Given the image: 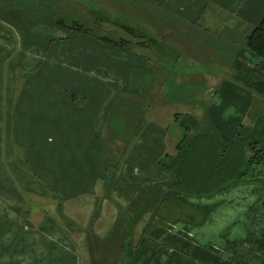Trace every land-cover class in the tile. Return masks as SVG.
I'll return each mask as SVG.
<instances>
[{"label":"crops","instance_id":"0c3cea01","mask_svg":"<svg viewBox=\"0 0 264 264\" xmlns=\"http://www.w3.org/2000/svg\"><path fill=\"white\" fill-rule=\"evenodd\" d=\"M145 12H151L149 19L168 16L167 27H195L199 45L189 58L213 62L215 41L226 53L225 80L218 89L209 86L197 96L207 106L195 101L188 104L192 109L173 110L166 119L181 130L176 115H192L200 120L198 132L213 131V136L228 140L237 137L245 146L246 137L261 128L251 142L264 148V96L234 79L238 72L251 70L264 81V59L244 44L245 34L264 15V0H0V102H5V109H0V157L5 156L0 188L16 191L18 202L24 204L0 205L3 223L11 218L10 227L0 229V264H124V215L104 191L107 172L114 170L109 164L118 162L113 149L126 141L123 153L129 148L118 162L110 193L129 208L150 205L135 250L143 247L147 252L150 239L155 246H166L172 256L166 264H264V170L259 177L231 181L207 196L154 187L174 179L159 165L160 159L165 163L168 158L162 130L169 131L171 124L139 123L147 112L138 110L139 98L148 91L154 72L143 52L147 42H137V48L116 47L114 52L95 37L66 27L92 26L94 36L117 38L132 26L150 36L136 22ZM150 27H155L153 21ZM6 129L18 132L4 154ZM25 157L30 172L18 164ZM61 160L70 166L57 174ZM67 171V183L56 190L61 205L46 200L51 205L37 208L26 202L44 195L51 199L45 192L59 178L65 180ZM258 224L261 228L256 230Z\"/></svg>","mask_w":264,"mask_h":264},{"label":"rangeland","instance_id":"374dc122","mask_svg":"<svg viewBox=\"0 0 264 264\" xmlns=\"http://www.w3.org/2000/svg\"><path fill=\"white\" fill-rule=\"evenodd\" d=\"M150 15H151V12H145L144 14H138L136 16L137 25L142 26L148 32H150L149 33L150 36L143 33L145 38L148 39L146 41L147 46L145 47V50L143 52L146 56H148L150 58V61L148 64L150 69L153 68V70H154V72L151 76L152 80L150 81V87H148V91L145 93V95L142 98H139V101L141 102V104H140V107L138 110L147 111L146 113H142V118H146V119L144 121H142L139 118V123H140V125L142 124L143 126H145L146 124H148L150 122H154L157 124H162V123L166 124V122H167V124L169 126L171 124L170 130L166 131V132L164 130H162V133L164 134V137H165V143L168 141V147H167L168 150L166 153L168 155V158L165 159L167 161L166 164L169 166H173L174 161H175L174 159H176V157L179 153L177 146L173 147V145L175 143L177 144L179 141H181L182 135H183V128L180 130L178 126L176 127L173 124L174 122L170 121V119H166L165 115L169 114L171 116V112L173 110H176V109L181 110V111L187 110V109H192L193 106H188V104L193 105V104H195V101L203 102L207 106L206 101L204 99L198 98L197 96H199L201 93H204L206 88L209 86H213L216 89H218L219 86L221 85V80H225V77H223V76H225L224 73L227 72V67L224 65L225 63H224L223 57L226 56V53H225V50L218 48V46H217L218 41H215V42H213L212 48H211V52H212L211 59L213 62H211V63L207 62V61L201 62V63L197 62V61H195L194 58H189V53L194 52V50H193L194 45H196V44H197V46L199 45L197 42V30L194 29L195 27L194 26H193V28L184 27L183 25L177 24V23H175L173 25V27H171V26L167 27V26H165V23L169 19L168 16L158 17V15H154L153 17H151V19H149ZM151 21L154 22L155 27L149 28V23ZM75 24H78V23H75ZM158 24L160 26H158ZM110 26L113 27L112 24H110V25L106 24V28H110ZM87 28L90 31H95L94 28H96V27L88 26ZM167 31H170V33H166ZM175 31H176V33H175ZM207 31L211 32L212 36H219L217 33H214L211 29H207ZM144 32H146V31H144ZM247 34H245V37L247 36ZM89 35L94 37V35H92L91 33ZM95 35H97V34H95ZM121 36L128 39V41H129L128 46L131 48H137V46H135V44L137 42L142 41V37L135 38L133 40L132 36H130L129 33H127V32L122 34ZM245 37H244V44H245ZM141 44H144V42H142ZM110 46L114 47V48H113V50H109V51L116 52L115 48L118 46H112V45H110ZM121 46L123 47V45H121ZM203 46L207 47V45H205V44ZM140 47H142V46H140ZM247 71H248L247 76L250 79H252L253 74L251 73V70H247ZM258 72H260V71H258ZM29 83H30L29 89L32 90L33 86H34L33 80H31ZM244 89H246V88H244ZM234 90L236 91V89H234ZM238 90H240V89H238ZM179 96H182L183 98L180 99ZM175 101H179V102H175ZM164 102L169 103V104H173L171 106H167L169 108L164 107V108H166L165 110L168 111L169 113H165V110H163L164 108H161L160 110H156L155 108L150 109V107H151L150 105H156V104H160V103H164ZM174 103H180V104L183 103V104L176 105ZM197 104H199V103H197ZM1 108L5 109V102L4 101L0 102V109ZM161 112H163V114H161ZM22 115H20L19 121L23 120ZM257 115H259V114H257ZM188 117L189 116H187V115H179V116H177V120H180V122H182L183 119L186 120ZM261 120L264 122V118H261ZM0 121H3L1 114H0ZM245 121L247 122V118H245ZM262 121H260L259 123H261ZM26 122H27V120H26ZM188 123H189V121H188ZM199 123H200V120H199ZM167 124H166V127H168ZM178 125H180V124L178 123ZM182 125L184 126V124H182ZM234 125H235V123L231 124V127ZM256 126H257V124H256ZM158 127L160 129H164L162 126L161 127L158 126ZM260 129L261 128H259V130ZM259 130L254 131V132L252 131L246 137V140H245L246 146L245 145L243 146L245 150H246L249 142H251L252 139L255 138L254 134L259 133ZM219 131H221L222 135L225 134V132L223 130L219 129ZM17 132H18V130L15 131L13 129H6V135H5V131L3 130V138H5L4 139L5 148L3 149L4 154H7L8 148L10 147V141L12 142L13 139H15V134ZM35 132H37V131H35ZM127 133H128V135L132 134V130H127ZM201 133H205L206 135H208V136L201 137V139L204 140L205 142H207L209 147H210V145H212V143H214V142L216 143L215 144L216 145L215 151H217V154L221 155V153H222L221 152V146L218 143L221 141L227 142L228 139L227 138L223 139V138L213 136V131L211 133H206V132H202V130H201ZM189 134H190V136L185 135L183 137L182 141H184L185 144L180 142V148L183 151L190 150V152H192V158H190V161L193 160V158H194L195 161L193 163L195 164L197 162V158H200L202 153L205 150H207L209 147L207 148L205 146L207 144L197 145V142L193 143L192 138H193L195 133H192V134L189 133ZM238 135L239 134H237V136ZM259 135H260V133H259ZM105 136H107V135H105ZM263 136H264V134H263ZM134 137H135V135H134ZM213 137H215V138H213ZM135 138L132 140V142L135 141ZM235 138L237 139V137H235ZM201 139H200V141H201ZM126 142H124V144L121 147H117V148L113 149L114 158L119 162L121 161L122 153H123V147L125 146ZM209 143H211V144H209ZM164 146L166 147V145H164ZM160 148H161V146H160ZM18 149L19 148L17 147V150ZM245 150H244V152H245ZM248 153L250 154V152H248ZM179 154L182 155V153H179ZM246 156L248 157L247 154H246ZM4 158H5L4 155H2V157H0V163L1 164H2V160ZM25 159H26V157L24 158V160L19 159L18 164L20 165L21 161L25 162ZM124 159H125V157H124ZM15 160H16V158H15ZM68 162L61 160L59 163V166H58V169H59L58 171H60V173H58V172H56V173L57 174L65 173V172H63V170L64 171L68 170L69 166H70L69 165L70 163H68ZM25 164H26V162H25ZM220 164L223 167L227 166V164H228L227 158L225 159V161H223ZM244 165L246 167V164H244ZM253 165L254 164H252L250 167H252ZM109 166H110V164H109ZM241 167L242 166L238 167L237 170H241L242 169ZM260 167L264 170V165L259 166V167H258V165H255V168H257V169ZM175 168H176V166H175ZM203 171H204V169L201 170L199 172V174H202ZM230 171H232V170H230ZM192 175H196V173L192 172ZM36 178L38 181H40V183L45 184V182L40 177L36 176ZM68 178L69 177H68V171H67L65 180H63V178H59L57 180V184L55 186H53V188H51L45 192V193H47V195L51 196V199L46 198L45 195L43 194L44 196H41L40 198L39 197L38 198H26L27 199L26 202L29 205H37L36 206L37 208H39L40 205H51L49 202H46V200H50L52 205L55 204L54 203L55 201H58V203H56V204L61 205V203L59 201L60 198L58 196L59 193L56 190L59 189L61 183L66 184L67 183L66 181L68 180ZM184 185L186 187L190 188L191 191H195V190H198L200 188L198 182L195 180L190 182V186H189V182L186 179ZM225 185L226 184H224V186ZM177 188L181 189L179 187H177ZM13 190H15V189L13 188ZM50 191L53 192V194ZM14 193H16V191L9 192L5 189L0 188V205H24L23 203L18 202L17 196L14 195ZM210 194H212V193H210ZM207 195L208 194L200 195V196H207ZM138 207H139V205H135V207H131L130 208L131 212H129V214H127L126 212L123 213L124 219H123L121 225L123 226L124 231L122 233V235H123V248H122L121 253H122V255H124V257H123V261H125L124 264H166L169 261V259L172 258V256H170V254L166 253V251H167V249H165L166 246H164V247L163 246H155L156 243L154 241L148 239V243L150 244V247H149V250L147 252L144 251L143 247H141L139 249L136 248L137 250H135V243L137 241L135 238L137 237V235H139V232L143 228V227H141V224L144 222L147 215L151 212V211L146 212V210L143 211V209H142L143 205H141L139 208ZM1 208L2 207H0V212L2 211ZM182 210H179V211L181 212V214H184L186 216V211H184V210L182 211ZM15 212H16V210L14 209V213ZM34 216L35 215H33V217ZM2 217L3 216L0 214V218H2ZM9 217H4V218H9ZM5 220H6V223H3L2 219H0V223H1L0 229H7L8 227H10V224L8 222L11 221V218L5 219ZM127 220H131V221L128 222ZM21 224H23V221L21 222ZM135 224H137V225H135ZM178 228H179V226H172V229L176 230L177 232L180 231V230H178ZM260 228H261L260 224H258V226L255 229L259 230ZM159 231H160V229L157 232H159ZM165 244H166V242H165ZM152 245H153V249L151 250ZM132 250H133V255L131 254ZM169 253H173V251H171ZM174 254H177V251H175Z\"/></svg>","mask_w":264,"mask_h":264},{"label":"trees","instance_id":"16d2710c","mask_svg":"<svg viewBox=\"0 0 264 264\" xmlns=\"http://www.w3.org/2000/svg\"><path fill=\"white\" fill-rule=\"evenodd\" d=\"M66 27L73 29L78 34H90L92 32L82 24L74 23L71 26L68 25ZM125 30L127 33H129L130 36H132V38L142 37V41L139 43L144 42L145 44L146 38L144 34L140 32L139 27L128 26L125 28ZM94 37L98 39L100 42L105 43L106 45H112L118 47H122L121 45H123V47H128L129 44L128 39L123 36L112 38L108 35L99 34V35H95ZM245 47L250 52L264 59V15L260 20V22L254 25L247 34V36L245 37ZM247 74H248L247 70L243 72H238L234 77V79L237 81L236 83L239 84L241 87L254 92L257 95L264 96V81L255 78L252 74L251 75L253 76V78L250 79L247 76ZM182 115L189 116L186 120L183 119L182 122L178 120L180 126H182L183 128V135L181 141H179L176 144V146L177 149L179 150L178 152L182 153V155L178 153L176 159H174L175 161L173 166L167 165L166 164L167 161L165 163L161 162V159L159 161V165L166 168L169 171V173L171 171L174 181H172L171 178L169 182H166L165 184L164 183L155 184L154 187H167V188H174L176 190H178L177 187H179L181 188L179 189V191H182L186 194L205 195L215 192L216 190L223 187L224 184H227L231 181L252 179L259 177L263 173V169L261 167L258 169L255 168V165H258V167L264 165V149L261 148L257 142H250L245 150L243 147L244 146L243 143L238 139L232 137L227 142L221 141L218 143L221 146V152H222L221 155H219L217 154V151H215V147H216L215 142L212 143V145H210L209 147L208 143L201 139V137L208 135H206L205 133L198 132L199 120L192 115H188V114H182ZM177 116L179 115H176V119ZM182 124H184V126ZM189 133L191 134L195 133L192 138L193 143L197 142V145L207 144L205 146L207 148L209 147L203 153L201 152L202 155L200 156V158H197V162L195 164L193 163L195 161L194 158L193 160H191L192 162L190 161V158H192V152H190V150L183 151L180 148V142L185 144V142L182 141L183 137L185 135L190 136ZM235 133L236 135L239 134L238 129L235 131ZM128 148L129 146L126 148V151H124L122 155L123 157L125 156ZM248 152H250V154ZM246 154L248 155V157L246 156ZM226 158L228 164L227 166L223 167L220 163L225 161ZM118 162L114 164L112 162L110 163V167L113 168L114 170L112 174H109V172H107V184L104 193L111 202L117 204L116 207L118 208V210L121 212L122 215L125 212L127 214L131 212L129 208L130 205H122V203L119 202V200L117 201L116 199H114L110 193L111 187L115 180V172L118 169L121 161L119 164ZM244 164H246V167ZM252 164L254 165L250 167ZM20 166L24 170L30 172L25 162L21 161ZM240 166H242L241 167L242 169L237 170V168ZM203 169L204 171L202 172V174H199V172ZM192 172L196 173V175H192ZM186 179L189 182V186H190V182L195 180L198 182L200 188L198 190L191 191L190 188L184 185ZM145 195L149 197V195L147 194ZM153 197L156 199L157 194H155ZM139 200L141 199L139 198ZM143 201L146 202L145 199ZM140 206L141 205H139V207ZM149 206L143 205L142 207L143 211L146 210V212H148L149 209L147 210V207ZM127 221L130 222L131 220H127ZM131 254L133 255V250Z\"/></svg>","mask_w":264,"mask_h":264}]
</instances>
